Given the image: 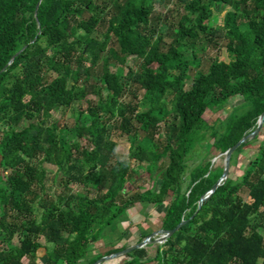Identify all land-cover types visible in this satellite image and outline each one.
<instances>
[{
  "label": "trees",
  "instance_id": "16d2710c",
  "mask_svg": "<svg viewBox=\"0 0 264 264\" xmlns=\"http://www.w3.org/2000/svg\"><path fill=\"white\" fill-rule=\"evenodd\" d=\"M222 12L227 61L209 58L199 69L195 45L219 36L209 23ZM126 58L138 61L136 71L118 67ZM19 61L22 75L11 79ZM234 96L242 106L217 127L199 123ZM49 101L50 111L84 107L60 127L45 115ZM263 111L264 0H0V245L16 237L19 244L0 249V264H36L42 249L44 264H80L128 209L161 205L165 196L160 229L184 224L121 264H264V118L255 155L197 211L219 176L208 173V163L186 167L204 133L225 152ZM23 120L30 123L16 130ZM113 136L129 138L126 158L117 156ZM130 159L144 163L156 184L127 190ZM44 163L57 167L48 187Z\"/></svg>",
  "mask_w": 264,
  "mask_h": 264
},
{
  "label": "rangeland",
  "instance_id": "374dc122",
  "mask_svg": "<svg viewBox=\"0 0 264 264\" xmlns=\"http://www.w3.org/2000/svg\"><path fill=\"white\" fill-rule=\"evenodd\" d=\"M155 10L158 12H163V9L158 6L155 7ZM224 12L220 14H213L209 26L219 32V36H206L202 37L197 44L195 45L194 53L196 55L199 69H203L207 65V60L209 58H217V60L226 62L227 57L225 55L224 47L227 43V39L221 36L220 31V22H222V16ZM165 26H162V30H165ZM165 42H169L170 38L166 36L164 38ZM138 61L134 58H126L122 65L118 67L122 69L123 73L126 72V69H130L132 71L137 70ZM117 68V63H112L110 70L115 71ZM193 69H191V74ZM12 78H17L22 75V61L18 62V67L12 71ZM140 92L136 91V97L139 98ZM88 99L95 101L96 96L90 95ZM130 100V98H125L123 101L126 102ZM243 104V99L241 96H234L227 100L226 105L220 109L216 110L214 108H210L206 110V112L202 115L199 120V123L206 125H214L218 126L220 122L232 112L236 107H240ZM52 106V101H49L47 104V108L45 111V115L48 116L50 121H55L62 126H71L73 124V119L76 115V110L78 108L84 107L83 102L80 104H76L70 108H59L55 111H50V107ZM146 106H139L140 110H145ZM50 114V115H48ZM30 123L28 120H23L20 124L15 128L16 130H20ZM263 126V124H262ZM259 134V133H258ZM257 135L256 138L247 139V143L241 148L240 153L232 159L233 163H229L227 177L234 179L235 177L241 174V170L243 165H245L256 153L258 140L260 139V134ZM143 135V129L140 126L135 135V142H137ZM157 138H161V133L157 134ZM117 143L116 153L119 158H126L129 149V138L128 137H114L112 138ZM84 144V141L81 142ZM223 153L220 152L216 148V144L214 139L208 136L207 133L203 134V139L197 142L191 151V153L186 158V167L187 169L192 168L193 166L199 164L208 163V173L220 176L223 170ZM130 168H131V176L134 178V181L131 185L126 184L127 190L131 192H139L141 190L147 189L151 186V184H156L157 180L154 178H149L144 170V163H137L134 159L129 160ZM43 168L45 169L49 181L47 183V187L52 185L54 181V176L56 174V166L49 165L44 163ZM1 174V171H0ZM58 180L56 179V182ZM108 187V184L103 186L102 191L105 192ZM137 188H140L139 190ZM52 191L54 192V188L52 187ZM92 195H95L94 190H90ZM240 197L248 202L249 199L246 196L245 189H241L239 191ZM170 201L169 196L164 197L163 204L161 205H143L141 203H136L134 207L128 209L126 211V217L117 223V228L114 232L111 229L105 231V235L102 239H98L96 242L91 244L89 248V252L80 262V264H92L97 261L99 258L104 256H110L114 253V250L119 249L121 247H130L134 246L146 238L149 237V241L143 246V248L151 251L155 248L157 244V239L160 237V234L157 233L160 229V224L163 218V214L165 212V206ZM259 234L264 239V231L258 229ZM42 246H44V241H39ZM18 238H14V240L8 246H1L0 249H18ZM101 256V257H100ZM126 256H120L117 258L109 259L101 264H121L126 260ZM45 262V252L44 250H40L37 255L36 264H44ZM22 264H28L26 259H23Z\"/></svg>",
  "mask_w": 264,
  "mask_h": 264
},
{
  "label": "water",
  "instance_id": "95a60500",
  "mask_svg": "<svg viewBox=\"0 0 264 264\" xmlns=\"http://www.w3.org/2000/svg\"><path fill=\"white\" fill-rule=\"evenodd\" d=\"M13 60V58L10 60V62ZM264 118V111L258 116L257 120H256V126L253 129L252 132H250L249 134L243 136L242 138H240L233 146H231L230 148H228L224 153H223V170L219 176V178L216 180V182L211 186L210 190L207 192V194L201 198H199L198 202H197V208L195 211H197V209L200 206V203L207 199L208 196L212 193V191L219 185V183L226 179L227 177V172H228V167H229V157L230 154L232 153V151L238 147L241 143L245 142L247 139L249 138H253L254 136H256V134L259 133V131L261 130V126H262V121ZM184 224V221L180 222L174 229L170 230V231H166V230H158L157 233L160 234V237L157 239V242H159L160 244L163 243L169 236H171L174 232H176L182 225ZM149 241V237L146 238L144 241L134 245V246H130L128 248H125L124 250L117 252L115 254H112L110 256H104L99 258L97 261H95L92 264H101L102 262H105L109 259H113V258H117L120 256H125L126 254H128L129 252L138 249V248H142L147 242Z\"/></svg>",
  "mask_w": 264,
  "mask_h": 264
}]
</instances>
